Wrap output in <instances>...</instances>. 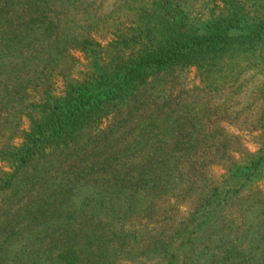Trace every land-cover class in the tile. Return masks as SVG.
Listing matches in <instances>:
<instances>
[{"label": "rangeland", "instance_id": "obj_1", "mask_svg": "<svg viewBox=\"0 0 264 264\" xmlns=\"http://www.w3.org/2000/svg\"><path fill=\"white\" fill-rule=\"evenodd\" d=\"M18 1L6 8V20L0 24V49L11 46V56L1 59L0 78L12 79L6 82L7 90L0 91V150L20 144L29 127V104L40 103L45 90L61 96L65 83L81 81L91 70L77 46L80 40L99 44L98 57L111 59L115 53L109 43L132 29L137 8L154 0H45L47 5L41 0L51 29L44 38L30 34L27 39H37L36 48L16 54L28 19L26 9L15 5ZM178 1L190 19L200 20L209 10L218 14L223 5L221 0ZM237 1L249 15L264 4ZM61 41H69L66 50L42 74L43 61ZM21 59L29 60L26 68ZM240 65L224 80L208 79L195 68L155 74L129 107L103 119L70 149L35 161L9 188L0 189V244L5 225H14L20 217L7 244L0 245V264H9L22 250L35 261L43 254L36 264H44L61 241L78 247L82 264H167L171 254L177 255L175 264H260L264 167L255 175L251 171L252 176L236 173L264 158V50L245 56ZM29 80L32 84L24 86ZM15 84L19 89L6 95ZM148 159L162 162L149 165ZM139 172L166 191L141 190L133 198L127 190L123 199L114 198L116 182L126 179L121 188H133ZM3 173L11 170L0 161V187L6 180ZM228 190L239 193L230 192L225 200ZM215 191L213 205L191 222ZM64 192L69 194L62 196ZM53 193L62 204L38 216L35 227L28 225L25 211L48 202ZM99 195L105 197L103 206L96 205ZM71 198L75 213L69 211ZM68 211L67 225L59 224ZM199 224L201 229L196 228ZM115 230L130 235L124 247L112 238ZM175 238L185 244L176 242L168 255L161 248Z\"/></svg>", "mask_w": 264, "mask_h": 264}, {"label": "trees", "instance_id": "obj_2", "mask_svg": "<svg viewBox=\"0 0 264 264\" xmlns=\"http://www.w3.org/2000/svg\"><path fill=\"white\" fill-rule=\"evenodd\" d=\"M43 1L28 0L25 2L24 0L23 2V0H19L15 4L25 8L28 14V19L23 21L24 29H21L23 34L19 38L21 47L19 51H16V54L36 48L37 39L32 38L35 36L44 38L49 33L52 23L43 18L45 13L40 2L47 5V2ZM13 2L14 0H0V24L6 20V8L12 6ZM221 2L223 5L219 8L218 14L215 15L213 10H209L210 13L204 20L190 19L178 0H154L150 5L140 6L135 12V24L132 29L124 36L116 35V39L109 43V49L115 53L111 59H104V56L103 58L98 57V51L101 49L99 44L90 39L80 40L77 46L90 61L91 70L84 75L81 81L65 83L61 96H53L48 90H45L44 98L40 103L28 105V109L31 110L27 115L29 127L22 134L20 144L7 146L0 150V161L11 170L10 174L3 173L6 180L0 189L9 188L11 182L35 161L46 158L49 153L70 149L85 132L99 128L103 119L129 107L137 99L149 78L155 74L179 68H195L199 75L208 79L212 77L224 80L230 76V73L238 71L245 56L254 54L258 50H264V4L257 6L254 14L249 15L244 11L241 1L221 0ZM30 34L34 37L27 39ZM68 42H57V47L54 48L56 52L42 63L45 64L42 74L46 70H51V67L57 63L58 53L66 50ZM10 48L9 45L4 50L0 49V62L2 58L9 55ZM25 61L29 62V60L21 59L22 67ZM38 66L34 67V72L38 70ZM9 80L12 79L0 78V91L7 90L8 83L6 82ZM31 82V80L27 81L24 86L32 84ZM9 89L10 92H7L6 95L19 87L15 84L9 86ZM148 160L149 165L162 162V160L157 162H154L153 159ZM262 167H264V158H259L257 161H252L250 165L238 169L236 176L238 174L241 177L252 176V174L249 175L251 171L255 175V172ZM123 181L126 179L116 182L112 187L114 198L123 199L122 194L127 190L133 198L142 192L149 194L154 190H159V193L166 191L165 186L154 187L155 179L145 176L143 172L137 174L136 186L133 188H121ZM230 192L236 194L239 193V190L226 191L224 193L225 200ZM68 194V192H64L62 196ZM51 196L52 199L49 198V201L43 205L40 204L37 208L25 211L24 218L28 225L35 227L33 222L39 219L38 216H43L50 207H53L52 209L55 211L62 204L57 200V194L53 193ZM216 198L215 191L193 214L194 218L191 222L201 218L207 208L216 201L214 200ZM89 199L86 202L91 205L93 196L91 197L92 201ZM104 200L105 197L101 199L100 195L97 196L96 205L99 202V206H103ZM68 201L69 211L75 213L77 210L72 198ZM69 211L62 215L63 218L59 224L67 225L66 223L71 218L68 214ZM19 218L14 221V225L19 223ZM202 222L204 223V221ZM14 225H5V237L0 245L7 244L15 230ZM196 228L201 229L202 225L199 224ZM182 236L184 237V235ZM129 237L130 235L122 233V231L112 232V238L120 247L127 244L125 240ZM262 240H264V229L261 230L260 241ZM178 241L180 244H185L181 238H175L166 244L167 247L161 249H164L169 255L173 245ZM61 242L63 244L59 245L55 251L48 253L49 255L43 263L45 264L47 261L49 263L46 264H82V256L78 247L69 243L65 244L64 241ZM20 252L10 257L9 264H19L22 261L27 264H36L44 256L38 254L36 257V255L35 261L28 250ZM260 252L262 255L260 264H264V247L260 248ZM170 257L167 264H175L173 260L176 261L177 255L171 254Z\"/></svg>", "mask_w": 264, "mask_h": 264}]
</instances>
